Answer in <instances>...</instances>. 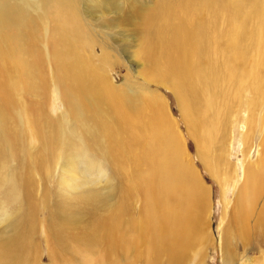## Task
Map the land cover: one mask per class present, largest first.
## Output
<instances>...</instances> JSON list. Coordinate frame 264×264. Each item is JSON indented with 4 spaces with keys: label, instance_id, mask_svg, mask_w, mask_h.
<instances>
[{
    "label": "bare ground",
    "instance_id": "6f19581e",
    "mask_svg": "<svg viewBox=\"0 0 264 264\" xmlns=\"http://www.w3.org/2000/svg\"><path fill=\"white\" fill-rule=\"evenodd\" d=\"M97 1L0 0V123L10 120L14 97L34 98L36 103L29 109L23 108L22 115L18 116L32 131L31 139L39 141L37 146L42 159H29L24 169L30 174L41 169L46 180L53 177L51 171L45 173L47 163L51 169L53 162L64 156L71 157L66 158L70 164L58 174L61 178L57 190L59 195L82 200L90 214L88 223L79 224L70 232L58 230L52 224L47 227V236L54 239L48 258L55 264H134L132 256L136 254V245L142 243V234H136V221L130 214L131 197L136 193L134 179L131 182L129 175H125L129 184L128 187L124 185L123 196L115 205L116 188L120 189V186L107 184L109 180L105 172L94 165L93 160H90L93 165L84 160L85 155L100 153L91 142L94 128L97 129L96 135L98 132L116 139L115 146L122 156L127 154L123 142L126 145V140H135V131L148 133L145 157L152 160L154 169L148 173H153L157 181L153 182V178L149 182L145 176L137 186L142 189L143 207L149 200L156 205L162 201L164 240L151 236L156 216H144L146 219L142 221L144 228L148 227L150 241L147 249L154 250L158 243H164L166 264H182L183 256H187L189 250L186 246L191 243L204 246L208 235L197 215L192 216L188 205L180 201L179 185L183 182L185 185V176L190 178L194 173L187 171L180 161L179 155L183 151L180 138L175 131L170 135L160 134L156 126L135 130L130 116L119 112L115 89L105 80L97 79L98 75L87 63L89 59L83 55L84 51L96 52L95 47L100 48L105 57L108 55L106 44L96 43L89 23L92 25L95 18L104 14L119 15L116 6L121 1L133 4L140 0ZM131 19L141 21L138 31L143 45L141 53L149 72L146 78L170 89L177 97L187 132L196 141V154L208 172L217 174L218 163L224 156L223 150L213 152L212 145L213 142L217 144L218 135L224 138L232 124L239 121L245 128L241 139L248 143L254 128L263 127L262 152L254 164L258 167L249 163L247 152L243 153L244 180L232 209L238 215L233 223L234 233L229 235L232 222L228 220L220 234L219 248L228 251L223 254L222 261L233 264L232 239L246 243V220L252 215L258 198L264 194V0H155L152 10L136 12L121 20L124 24ZM48 79L57 94L55 101L61 103L64 111L55 121L40 105L48 90ZM96 90L108 102L100 98ZM99 99L102 108H97ZM103 113H108L107 122L94 123ZM40 122L43 127L38 129ZM64 123L72 133L68 132V126L66 129L62 127ZM80 125L90 129L87 132L86 128L89 134H73ZM218 143L227 144L224 141ZM79 151L83 154H78ZM103 151L107 157L113 156L111 149ZM46 155L52 162L43 159ZM96 171L100 174L96 175ZM119 174L116 180L123 178ZM32 183L25 185L31 188ZM20 184H24L23 180ZM26 194L30 195L28 188ZM163 194L164 200H161ZM5 217L9 219V215ZM255 224L264 234V205L258 211ZM34 231L22 230L19 226L18 235L1 245L0 264H20L19 253L15 251L23 250L21 239H32ZM148 253L149 250L144 256ZM31 257H23L21 264H36L38 257ZM78 258L79 262H75Z\"/></svg>",
    "mask_w": 264,
    "mask_h": 264
},
{
    "label": "rangeland",
    "instance_id": "374dc122",
    "mask_svg": "<svg viewBox=\"0 0 264 264\" xmlns=\"http://www.w3.org/2000/svg\"><path fill=\"white\" fill-rule=\"evenodd\" d=\"M154 3L155 0H140L133 4H130V2L128 4L126 2L125 4L121 1L116 6L118 7L117 11H119V15L104 14L100 18H95V21H92V25L89 23V29L94 33L93 36L96 39V43L99 41V44L101 42L106 44L104 46L106 47L108 55L106 54L107 57H105L98 47H95L96 52L92 53L91 50L84 51L83 55L89 59L87 63L90 69L96 73V76L98 75L97 79L105 80L108 85H111L115 89L114 92L119 98V112L121 115L130 116L135 130L145 127L155 128L156 126L160 134L170 135L172 131H175L180 138L183 150L179 155L180 161L187 171H190L191 174L194 172L190 178L185 176V185L184 182L181 183L183 186L181 184L179 185L182 191H180V201L188 205L187 209L190 208L192 216L195 217L197 215L196 217L201 222L199 223L203 226V229L205 228L204 230L208 235L206 245L199 246L198 244L191 243L186 246L189 247V250H187V256H183L184 260L181 263L224 264L222 256L228 251L225 248H219L220 234L228 220H230V223L232 222L229 235L234 233L233 223L236 222L238 215L233 213L232 209L235 196L241 189L240 187L244 180L243 153L247 152V160L253 166L258 160L259 153L261 154L262 152L260 141L263 127L254 128V132L250 133V139L246 143L241 139V133L245 131L244 126L239 121L234 122L225 137L222 138L221 135H218L216 137L217 144L213 142L212 145L213 152L216 150L219 153L223 150L224 156L220 162L218 160V173L208 172L204 168V163L196 154V141L187 132L186 122L181 116L177 97L170 89L152 83L146 78L149 72L141 53L143 45L140 42L141 37L138 31L141 21L136 20V22L131 19L132 21L128 20L123 24L121 20L134 15L136 12L140 13V11H146L147 9L152 10ZM134 4L137 8L133 6ZM117 18H120L121 22ZM112 26L113 28L110 29ZM101 34H104V36ZM47 82L48 90L42 96L40 105L50 119L55 121V119H59L63 115L64 111L61 103L55 101L57 94L52 89L53 83L51 79H48ZM97 95H100L98 91ZM100 98H104L107 101L105 96L102 97L100 95ZM14 101L13 108H11L10 120L0 123L1 128L4 127L3 130L0 128V247L3 243L6 245L11 237L13 238L18 235L19 226L22 230L33 229L35 231L32 239L27 240L22 238L21 241L24 244L23 250L15 251L16 254L19 253L17 256L20 264L23 257L24 259L27 256L32 258V255H36V258L38 257L37 262L32 261L36 262V264H55L54 262H50L48 258V253L51 247H53L54 239L50 235L47 236L49 234L47 227L52 224L58 230L70 232L69 230L77 228L79 224L84 225L88 223L90 210L84 206L83 201H80L79 198L70 199L75 196H68L66 194L62 196V194L59 195L60 191L57 190V185L61 178L58 174L66 164H70V162L66 161V158L71 157L64 156L59 161L53 162L51 169L48 167L50 163H47L45 165V173L47 174L51 171L53 177L47 178L46 180L44 178V171H41V169L40 172L33 170L34 174H30L24 169V166L28 165L27 161L29 159L32 161L42 159L40 147L37 146L39 141L32 140L34 138L31 139L32 131L26 128L22 117L20 118L18 116V114L22 115L23 108L29 109L36 102L34 98L31 99L29 96L24 95L14 97ZM102 107V100L99 99L97 108ZM108 108L110 107L108 106ZM222 116L224 115L222 114ZM108 118V113L100 114L97 117L98 121L94 123L103 124L107 122ZM226 121L224 122L226 123ZM39 125L38 129L43 127L41 122ZM67 126L65 123L62 125L65 129ZM86 128L80 125L73 134L79 133L82 136L89 134L86 133ZM105 128L113 129L109 127ZM67 130L72 133L69 126ZM89 131L90 129L88 130L87 128V132ZM96 131L97 129L94 128L91 135V142L95 144V148L99 149L100 153L93 152L85 155L86 160L84 161H89L91 165L99 166L101 171H104V174L107 175V179L109 180L107 184L113 187L120 186V189L122 188L120 190L119 187H115L118 189L115 197V205L119 204V200L123 196L122 190L128 187L129 181L133 182L134 179V192L136 193H133V197H131L133 201L131 203L132 211L130 214L132 216L131 218L136 221V234H142V243L136 245V254L132 256L134 264H166L165 256L163 255L164 243H158L154 250L153 248L147 249L150 247L149 236L147 237L148 230H146L148 227L144 228L145 223L142 221L150 217L151 214L153 218L156 216L157 222L153 223L154 227L151 224L152 229H154L151 236H156L158 240H164V217H162L164 207L162 208V201L161 204L156 205L152 200H149L147 203L148 207H143L144 198L141 197L142 189L137 186L139 181L145 176H147L145 178L149 182L153 178V182L157 181L153 173H148V170L154 169L151 167L152 160L149 157H145V139L148 133L135 131V140H126V145L123 142V149L127 151V154L122 156L115 146L116 139L98 134V132L96 135ZM218 141H224L227 144L219 145ZM105 148L111 149L113 156H110V158L107 157L103 151ZM77 153L83 154L82 151ZM43 159L52 162L48 155L43 157ZM90 160H93V164ZM254 166L255 168L258 167L257 165ZM79 167L82 168L80 165ZM94 173L96 175L100 174L99 171ZM219 173L220 175L218 176ZM95 174L92 175V180H94ZM117 174L120 175V178L123 177L124 180L123 178L116 180ZM126 174L129 175L128 183L125 179ZM21 180L24 182L22 185L20 184ZM30 181H33L30 185L31 188L26 187L25 184ZM27 188L29 189L30 195L26 194ZM106 189L110 190L109 188ZM125 191L127 190L125 189ZM162 193L164 192L162 191ZM25 197H28L29 201ZM161 200H164V194ZM189 201H191L190 204ZM159 205L162 209H160ZM262 205H264L263 193L258 198L252 215L246 220L247 230L244 234L246 243L243 244L233 238L231 242L233 249L229 245L233 250L232 254H234L233 264H264V234H261L260 229H258L259 227H257L258 225L255 224L258 211ZM8 215L9 219L5 217ZM144 216L147 217L144 218ZM138 228L141 230H138ZM146 237L147 239H145ZM143 240L147 243L143 242ZM160 248L162 249L158 250ZM148 250L149 253L144 256ZM159 254L160 259L155 257ZM77 260L75 262H79L80 259L78 258Z\"/></svg>",
    "mask_w": 264,
    "mask_h": 264
}]
</instances>
